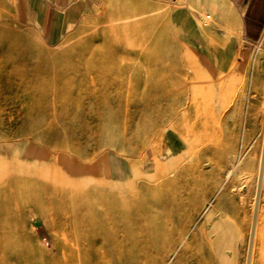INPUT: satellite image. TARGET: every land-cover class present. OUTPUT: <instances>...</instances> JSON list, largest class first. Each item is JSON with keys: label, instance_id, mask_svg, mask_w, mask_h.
Masks as SVG:
<instances>
[{"label": "rangeland", "instance_id": "obj_1", "mask_svg": "<svg viewBox=\"0 0 264 264\" xmlns=\"http://www.w3.org/2000/svg\"><path fill=\"white\" fill-rule=\"evenodd\" d=\"M125 5L159 20H122ZM37 8L0 0V261L245 264L264 49L220 52L237 39L235 12L73 0L50 31ZM137 102L160 109L142 122L116 109ZM259 203L251 264H264V169ZM218 225L234 235L223 251Z\"/></svg>", "mask_w": 264, "mask_h": 264}, {"label": "crops", "instance_id": "obj_2", "mask_svg": "<svg viewBox=\"0 0 264 264\" xmlns=\"http://www.w3.org/2000/svg\"><path fill=\"white\" fill-rule=\"evenodd\" d=\"M73 0H37L36 23L48 27L52 30L55 16L60 10L67 8ZM191 2L202 4L219 17L229 19L231 9L236 16L237 39L233 44L221 49L223 55L236 53L238 41L247 46H260L264 49V0H190ZM219 1H222L220 3ZM42 7V8H41ZM205 12V10H201ZM206 13V12H205ZM43 29V28H42ZM206 53V49H201ZM226 59V57H224ZM208 64L216 69L214 62L207 60Z\"/></svg>", "mask_w": 264, "mask_h": 264}, {"label": "bare ground", "instance_id": "obj_3", "mask_svg": "<svg viewBox=\"0 0 264 264\" xmlns=\"http://www.w3.org/2000/svg\"><path fill=\"white\" fill-rule=\"evenodd\" d=\"M125 2L126 1H124V3ZM126 3L127 4L130 3V1H127ZM126 5H125V7H126ZM126 8H127L126 11H122L121 15H120L122 17L121 18L122 20L134 21V23H138V25H143L144 24V26H146L147 28L148 27L152 28L154 26V24L159 20L158 18L153 17L151 15V12L153 11V8L150 5H147L145 7L146 11H140V12L137 11L136 8H133V9L129 8V7H126ZM205 15H206L207 18H210L209 15H207V14H205ZM116 109L118 110V113H122L125 118L137 119L138 121L142 122L146 118L144 116L145 113L158 112L160 107H159V105H156V103L152 105V104H150V102H147L146 104H144V107L142 109H140L139 108V104L137 102V103H133V106H131V108H129L127 105L118 104ZM178 124H179L178 120L174 121V122H171V126H170L169 129L177 130ZM263 142H264V135H263ZM263 142H262V147H261V154H260V157H259V160H258V176H257V180H258V177H259V173H260V170H261V164H262V161H263ZM161 158L164 159L165 155H162ZM263 169H264V167H263ZM262 178H263V175H262ZM256 187H257V183H256ZM255 194H256V190H255ZM254 204H255V197H254ZM254 204H253V210H254ZM259 204H258V209H257V215H258V212H259ZM252 215H253V212H252ZM251 222H252V218H251ZM256 223H257V218H256V222H255L254 237H255V232H256ZM250 228H251V225H250ZM226 231H227L226 234L224 232H222V226L221 225H218L216 227V235L217 236H216L215 240H216V242H219V247L221 248L220 251H223V248H225V247L228 248V249L231 247V242H232V239H233L234 235L229 230H226ZM249 233H250V231H249ZM254 237H253V242H254ZM248 241H249V237H248ZM247 247H248V244H247ZM0 248H2L1 247V243H0ZM252 250H253V245H252ZM252 250H251V257H252ZM220 254H221V252H220ZM246 255H247V252H246ZM0 264H7V263L4 260H1ZM245 264H246V259H245ZM250 264H251V260H250Z\"/></svg>", "mask_w": 264, "mask_h": 264}, {"label": "water", "instance_id": "obj_4", "mask_svg": "<svg viewBox=\"0 0 264 264\" xmlns=\"http://www.w3.org/2000/svg\"><path fill=\"white\" fill-rule=\"evenodd\" d=\"M263 167H264V142H263V161L261 164V170H260L259 177L257 180L255 204H254L251 228H250V233H249V241H248V247H247L246 264H250V260H251V250H252V245H253L255 222H256V218H257V209H258V204H259V196H260V191H261Z\"/></svg>", "mask_w": 264, "mask_h": 264}]
</instances>
